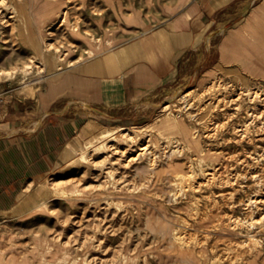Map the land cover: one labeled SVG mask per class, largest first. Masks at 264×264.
Instances as JSON below:
<instances>
[{"label":"rangeland","instance_id":"374dc122","mask_svg":"<svg viewBox=\"0 0 264 264\" xmlns=\"http://www.w3.org/2000/svg\"><path fill=\"white\" fill-rule=\"evenodd\" d=\"M135 1L140 6L139 8L145 10V0ZM67 2L69 6L67 22L61 24L59 17H55L41 27L44 30L42 38L61 45L62 51L70 49L68 58L75 60L74 58L83 52L81 44L75 41L74 34L71 35L69 32L70 25H76L79 28L83 26L78 23L79 19L73 17L75 14L74 4H77L78 1L68 0ZM28 5L26 2L24 7L26 14L30 13ZM10 25L0 27V119L6 118L2 116H9L16 111L25 114L29 108L23 100L29 98L30 94H34L33 92L41 85L42 80L59 70L56 68H44L43 70L35 68L31 72H24L22 69H17L16 65L21 66L25 61H28L29 53L26 51V44L17 36V29L12 32ZM35 27L32 25L38 36ZM218 34L219 30L213 28L206 36L207 47L209 48L208 44H210L211 52L216 48ZM39 39H41L40 36ZM73 44L77 45L73 46ZM62 51H58V53ZM52 52L57 53L54 48L49 53ZM69 62L65 61L66 64L64 63L62 68L68 66ZM211 62H205L202 48L189 51L179 64L177 76L164 90L137 102L136 107L129 111V116L119 121L112 120V123L103 122L105 124L100 125L96 132L80 136L75 158L70 163L57 166L39 181L32 183L31 186H26L20 203L8 213L0 216L1 262L6 264H67L76 254L81 255L84 248H78L79 244L77 243L56 245L58 242L57 233L62 241H66L68 235L71 237L79 234L89 236L92 233L91 224L99 221L96 215L98 209L94 206L104 203L101 197L107 194L110 197L112 195L111 199L115 204L117 203L110 205L111 210H117L120 215L125 214L122 215V220L117 218L111 220L113 223L108 227V232L103 237L100 246L97 247L98 244L88 251L89 257L95 255L101 259L109 260L118 259L122 254L124 256L138 254L142 261L143 253L149 250L148 264H183L180 260L169 259L168 239H165L166 236L157 231L152 234L146 221L148 214L157 225L163 224L177 228L181 225L184 227L182 230L191 248L205 252L203 264H209L211 260L215 264H244L246 259L247 263L249 260L251 261L256 253L255 247H253L254 238L257 237L264 242V233H257L253 236L252 233L255 232L247 233L245 226L240 227L235 223L236 220L246 222L251 216L264 218L263 202L256 206L251 205L250 208L244 204L248 198L254 195L264 199V113L260 117L261 119L248 125L245 134L235 131V126L247 121L245 108L253 104L247 99H240L237 101L241 106L240 110L231 105L215 113L216 122L226 123L227 121L228 123L212 134V131L207 129L202 121H199L205 117V111L201 112L195 120L190 119L188 115V111L196 112L195 108L183 110L182 114L178 115V110L183 106V103L178 99L189 90L200 89L201 83H210L216 79L228 86L227 88L230 90L250 88L264 93V80H257L234 68L221 67L210 75L204 76V72ZM204 78L207 79L204 81ZM167 103L173 104V110L163 111L161 109ZM199 103L205 105L201 101ZM60 105H66V102L62 101ZM258 105L263 109L262 103ZM6 112L8 113L5 114ZM167 112L169 115L183 120L191 129L199 130L198 147L196 149L185 147L181 154L172 152L173 154L169 157L167 155L164 159L162 158L158 167L176 162L184 171L193 172L194 180L199 182V188L188 190L185 194L181 193L172 200L170 198L172 196L168 192L172 185L167 183L169 181L167 173H164L161 179L153 182L150 188L142 187V185H138L142 180L135 173L136 166H132L128 179L131 183H135L134 186L137 190L121 192V194L116 189L114 190L111 182L106 181L104 176L93 178L91 174L83 175L84 167L80 163L79 155L96 137L95 133L109 129V127H111L110 129H119V127L149 126L152 123H159ZM173 135L182 139L177 133ZM153 137L157 142L164 139L157 134L155 129ZM199 149L202 151L199 152ZM211 153L220 154V157L210 159L207 156L212 155ZM229 154H235L236 157L226 158ZM237 154L240 157H237ZM203 156L204 158H201ZM145 160L146 158H142L139 162L145 163ZM251 170L258 175L257 179L250 175ZM208 171L216 173L214 179H209L212 176L205 174ZM59 177L71 180L80 178L83 183L79 188H83L81 190L83 193L68 192L67 189H73L74 184H67L65 186L67 189L64 186H56ZM211 180L214 181L210 183ZM228 180L230 181L227 182ZM87 205H90V210L84 209ZM91 210H94V215ZM65 219H68L70 223H65ZM77 219L80 223L78 231L79 223L74 222ZM112 229L115 231L112 232ZM52 235L56 237L52 238ZM95 236L91 242L96 244L98 243L96 238L100 235L96 234ZM84 258L87 256L79 257L80 264H85L86 259ZM261 258L258 256V261L255 264H264L260 262ZM93 264L100 263L93 262Z\"/></svg>","mask_w":264,"mask_h":264},{"label":"crops","instance_id":"0c3cea01","mask_svg":"<svg viewBox=\"0 0 264 264\" xmlns=\"http://www.w3.org/2000/svg\"><path fill=\"white\" fill-rule=\"evenodd\" d=\"M27 3L33 26L55 18L44 0ZM74 6L83 27L73 39L84 58L42 80L23 100L25 114L0 119V216L20 203L26 186L70 163L80 136L129 116L137 102L164 90L189 51L202 48L205 62L212 61L204 76L221 67L264 80V0H145V10L135 0ZM213 28L219 34L211 52L206 36Z\"/></svg>","mask_w":264,"mask_h":264},{"label":"bare ground","instance_id":"6f19581e","mask_svg":"<svg viewBox=\"0 0 264 264\" xmlns=\"http://www.w3.org/2000/svg\"><path fill=\"white\" fill-rule=\"evenodd\" d=\"M67 1L68 0H44L45 4L47 5L45 6V8H47V11L49 13L55 14V17H59L61 24L67 22L69 18V6L67 4ZM26 2L27 0H0V27L3 28V26L5 27L8 24L10 25L11 23L10 29L12 30V32L13 30L17 29V36L23 41L24 44H26V51L29 53L27 58L28 61H25L21 66L16 65V67H18L17 69H22L24 72H31L35 68H40V70H43L44 68L61 69L65 61H70L68 64L69 66L70 64L82 60L84 58V53H81L80 55H78V57L74 58L75 60H73L68 58L69 53L71 52L70 49L62 51L61 45L59 46V44H56L54 42L43 40L42 33L44 32V30L41 29V27H35L38 31V36L36 35L35 29L32 28L33 14L31 12L29 14H26V12H24ZM15 21L17 23H14ZM68 24L70 25V23ZM70 27L71 28L69 32L71 35H80L79 31L81 27L79 28L76 25H70ZM39 36L41 39H39ZM89 42L91 43V45L93 44L92 40H90ZM76 45L77 44H73V46ZM208 46L210 47V44H208ZM53 48L57 53H49ZM58 51L62 52L58 53ZM92 52L93 48L86 49V53L91 54ZM91 55L93 56V54ZM206 79L207 78H204L203 80L205 81ZM55 80H57V78ZM207 83H201L199 85L200 87L197 86L200 88L197 89V91L196 89H192L183 93V95L178 99L183 103L182 108L178 110V115H181V112L183 110L186 111L188 109L195 108L196 112L188 111L189 118L195 120L201 112L205 111V117H203V119H200L199 121H202L206 128L212 131V134H215L216 130H219L221 127L228 123L227 121L226 123L216 122V119L214 117L215 113L219 110L226 109L231 105H234V108L240 110L241 106L237 101L240 99H247V101L249 100L250 102H253L252 105L245 108V115L247 121L235 126V131H240L241 133L245 134L247 132L248 125L251 122H255L258 119H261L260 117L264 113L263 92L250 88L239 90L233 88L230 90L229 88H227L228 86L220 83V80L217 79L208 84ZM200 101L202 103H205V105L199 103ZM259 103H262L263 109L259 107ZM161 109H163V111L173 110V104L167 103V105ZM110 128L111 127H109V129H104L102 132L95 133V135L97 134L96 137L88 143V145L84 148L83 152H81V154L79 155L80 163L84 167L83 175L91 174L93 178L104 176V179H106V181L111 182V185L114 190L116 189L117 192L121 194V192H131L137 190L134 186L135 183H131L128 179V177L131 175L130 171L132 170L130 168L132 166H136L135 168L137 171L135 173L136 175H139V179L142 180V182H140V184L138 185H142V187L147 186L150 188L153 182H155L157 179H161L163 177L162 175L164 173H167L169 176V181L167 183H170V185H172L168 189L169 194H171L172 196L170 197L172 200L176 199V197L181 193L185 194L188 190H194L196 188H199V182L194 180L195 177L193 172L184 171L183 169H181V166L176 162H170L166 166L158 167V165L161 163L162 158L164 159V157H167V155L169 157V155H172L173 153L181 154L185 147L189 149H196L198 147V129H191L185 124L183 120L169 115L168 112L166 116L160 119L159 123H152L149 126H135L130 128L119 127V129ZM154 129L156 130L157 134L161 135V137H164V139H161V141L157 142L155 140V137H153ZM174 133L179 134L180 138L182 139H179L174 136ZM201 151L202 149H199V152ZM211 154L212 155L207 156L210 159H217L218 157H220V154ZM223 156L225 157V155ZM233 157H236V155L229 154L228 156H226V158ZM237 157H240V155L237 154ZM142 158H146L145 163L139 162ZM201 158H204V156ZM251 171L252 173L250 175L253 178L257 179L256 176L258 175L255 173V171ZM205 174L212 176L209 179H214V177L216 176V173L213 171H208ZM213 181L214 180H211L210 183H212ZM229 181L230 180H228L227 182ZM258 181L260 183V180ZM82 183L83 182H81L80 178L71 180L64 179V177H59L57 178L56 186H64L65 188L67 184H74L73 189H65H67V191L70 193L81 194L83 193L81 192L83 188L79 187ZM195 183L198 185H196ZM111 197L109 196V194L105 195L104 197L102 196L101 199H103L102 201L104 203L96 204L95 206L93 205L98 209V213L96 215L99 221L93 222L91 224L92 233L89 236H83L79 234L74 236L72 235L71 237L70 235H68V239L66 241H62L60 239L61 237H59V233H57L56 239L58 242L56 245L61 246L62 244L68 245L71 243L72 245H74L75 243H77L79 244L77 245L78 248H84L82 250L83 253H81V255L76 254L75 257L69 260L67 264H80V256H87V258H84L86 259L84 261L85 264H93V262H99L100 264H148L147 260H149V250H146L143 253L142 261L140 260L138 254H128L125 256L124 254H122L118 259H107L108 261L106 259H101L100 257H97L95 255H92L91 257L88 256V251L91 250L92 247L94 248L98 244L99 245L97 247L100 246L101 242L103 241V237L108 232V227L111 226V224L113 223L111 220H114L115 218L122 220L121 217L125 214L123 213L122 215H120V212H118L117 210H111L110 205L115 204L114 200L111 199ZM261 202L264 203V199L257 195H254L251 198H248V200L245 201L244 204L246 205V207L250 208L251 205L256 206L258 205V203ZM89 207L90 205H87L84 207V209L90 210L91 208ZM91 212H93L94 215V210H91ZM64 221L65 223H67L68 219H65ZM75 221L79 223V219L74 220V222ZM146 221L149 226V230L152 232V234L157 231L160 234L165 235V239H168L170 250L168 256L169 259L174 258L176 260H180L181 262H183V264H203V257L205 255V252L196 251L195 249L191 248L189 242H187L185 238V234L183 233L184 227L180 225L177 228L163 224H159V226L156 222H154V219L148 214L146 216ZM236 221L237 222L235 223V225H239L240 227L245 226V231H247V233L255 232L252 233L253 236L257 233H264L263 217L255 218L254 216H251L246 222H239V220ZM68 223H70V221ZM244 223L245 225H243ZM77 226L78 231L80 230V223ZM113 231H115V229H112V232ZM96 234L100 236L96 238V241H98V243L95 244L94 242H91V240L96 237ZM55 235H52V238ZM263 244V240L258 239L257 237L256 239L254 238L253 247H255L254 251H256V253L253 255L251 261H248L249 264H255L258 261V256L262 257L260 262L264 263ZM244 262V264H248L247 259ZM209 264H215V262L211 260Z\"/></svg>","mask_w":264,"mask_h":264}]
</instances>
